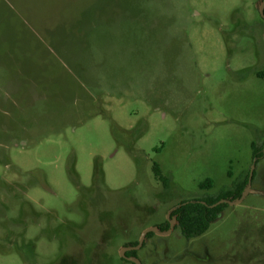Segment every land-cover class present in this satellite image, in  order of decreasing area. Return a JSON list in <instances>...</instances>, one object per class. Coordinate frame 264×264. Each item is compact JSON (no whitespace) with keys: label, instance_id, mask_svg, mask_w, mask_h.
Segmentation results:
<instances>
[{"label":"rangeland","instance_id":"1","mask_svg":"<svg viewBox=\"0 0 264 264\" xmlns=\"http://www.w3.org/2000/svg\"><path fill=\"white\" fill-rule=\"evenodd\" d=\"M262 2L1 0L0 264H131L167 222L135 259L264 264ZM253 143L248 196L187 240L173 209Z\"/></svg>","mask_w":264,"mask_h":264},{"label":"trees","instance_id":"2","mask_svg":"<svg viewBox=\"0 0 264 264\" xmlns=\"http://www.w3.org/2000/svg\"><path fill=\"white\" fill-rule=\"evenodd\" d=\"M260 78L264 79V73L259 74ZM263 146L258 147L255 143L252 144L253 159H260L263 156L262 153ZM96 169V174L98 173ZM154 175L157 180H159L164 187L168 188L170 186L171 180L169 177L165 176L157 164L154 165ZM250 172L244 176L243 179L238 181L232 189H223L217 196H208L201 200L190 202L186 205H182L173 212V218L177 221V227L181 229L183 237L187 240L197 238L205 234L211 227V225L216 222L226 209L229 208L227 204L219 205L216 208H210V205L216 204L220 200H232L235 201L241 198L244 190L246 189L249 181ZM254 179V177H253ZM214 187V182L211 179H207L200 185L202 191H210ZM200 202H205L206 205ZM184 204V203H182ZM166 226H161L160 231L165 232L170 229L169 222ZM154 233H149L146 237L151 238ZM138 243L131 245L137 246ZM133 258H137V252L131 251L127 254ZM130 263V262H129ZM133 264V263H131Z\"/></svg>","mask_w":264,"mask_h":264},{"label":"water","instance_id":"3","mask_svg":"<svg viewBox=\"0 0 264 264\" xmlns=\"http://www.w3.org/2000/svg\"><path fill=\"white\" fill-rule=\"evenodd\" d=\"M260 14L264 18V0H263L262 4L260 6ZM256 161H257V159H254V165L252 166V168L250 170L248 185H247L246 189L244 190L241 198H239V199H237L235 201L225 200V199L224 200H220L216 204L210 205L209 207L210 208H216V207H218L219 205H222V204H227L229 206H235V205H238V204L242 203L245 200V198L248 196V194L250 193V191L252 190V181H253V177H254V171H255ZM200 203H203L204 205H206L205 202H200ZM186 204H188V203H184V204L179 205L178 207H176L175 209H173V211H175L176 209H178L182 205H186ZM173 229H174V224L173 223H170V229L166 233H160V231H159L158 228H150V229H147L143 233L142 238H141L139 244L137 246H133V247H129V248L123 249L121 257L123 259H126V260L130 261V262H133L134 264H142L139 260H137L135 258H129V257H127L126 253L129 252V251H137L142 246L145 237L149 233H154V234H159V235H168Z\"/></svg>","mask_w":264,"mask_h":264},{"label":"flooded vegetation","instance_id":"4","mask_svg":"<svg viewBox=\"0 0 264 264\" xmlns=\"http://www.w3.org/2000/svg\"><path fill=\"white\" fill-rule=\"evenodd\" d=\"M169 224H170V223H169ZM129 247H131V245H130ZM129 252H131V251H129ZM129 252H127L126 255H127ZM127 257H129V258H133V257L128 256V255H127ZM124 260H126V259H124ZM126 261H128V260H126ZM128 262H130V261H128ZM130 263H133V262H130ZM133 264H134V263H133Z\"/></svg>","mask_w":264,"mask_h":264},{"label":"crops","instance_id":"5","mask_svg":"<svg viewBox=\"0 0 264 264\" xmlns=\"http://www.w3.org/2000/svg\"><path fill=\"white\" fill-rule=\"evenodd\" d=\"M1 1V0H0ZM41 3V2H40Z\"/></svg>","mask_w":264,"mask_h":264}]
</instances>
